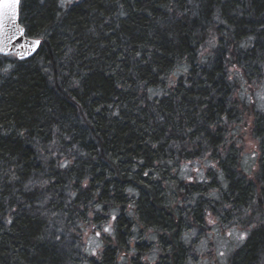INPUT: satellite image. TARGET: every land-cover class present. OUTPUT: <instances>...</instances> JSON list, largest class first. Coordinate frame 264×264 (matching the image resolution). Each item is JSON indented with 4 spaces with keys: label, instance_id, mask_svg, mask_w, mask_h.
<instances>
[{
    "label": "trees",
    "instance_id": "16d2710c",
    "mask_svg": "<svg viewBox=\"0 0 264 264\" xmlns=\"http://www.w3.org/2000/svg\"><path fill=\"white\" fill-rule=\"evenodd\" d=\"M197 2L88 0L65 16L59 0H21L42 43L24 61L0 55V264H198L209 219L251 229L226 264H264V114L239 95L264 78V0ZM144 80L167 95L146 99ZM248 113L253 174L233 135ZM204 162L203 178L180 177ZM114 211L87 255L86 221Z\"/></svg>",
    "mask_w": 264,
    "mask_h": 264
},
{
    "label": "rangeland",
    "instance_id": "374dc122",
    "mask_svg": "<svg viewBox=\"0 0 264 264\" xmlns=\"http://www.w3.org/2000/svg\"><path fill=\"white\" fill-rule=\"evenodd\" d=\"M8 58L13 59L15 56H9ZM239 93L240 98L243 97L241 100L244 103L246 102L247 106L253 108V110L257 113L264 114V78L258 85L253 86L249 84H242L240 86ZM244 120L246 122L247 128L242 127L241 129H238L233 135L244 140L245 143L242 153V168L246 174H253L256 171L260 153L256 140H253L250 135L253 115L249 113L246 114ZM208 165H210L209 162L199 163L197 165H184L181 169L180 177L183 179L203 178L205 168ZM197 168L199 169V173L196 171ZM110 214L111 216H117V211L111 212ZM98 223L103 226H107L109 223H111L113 227V221L110 219H108L106 222L105 220L101 221L99 219ZM100 225L94 229L91 228L90 225L89 227L84 228L82 231L83 243L86 249L95 247V243H99L101 245V247L97 249L98 256L105 244V239L112 237L114 234L113 231L111 236H107V234L102 232L100 237H96L94 233L95 231L100 230ZM210 226H212V228L210 231H208V235H206L204 237L205 239H203L200 242V245L197 246L198 264H226V261L229 259V257L244 242L238 239L239 234L245 230L251 232L250 227L247 228L244 226V224L227 226L222 225L219 221H215V223L210 224ZM229 233H232V235H229ZM86 252L88 255V251ZM221 252L225 254L223 257L220 256Z\"/></svg>",
    "mask_w": 264,
    "mask_h": 264
},
{
    "label": "snow or ice",
    "instance_id": "6c2138e0",
    "mask_svg": "<svg viewBox=\"0 0 264 264\" xmlns=\"http://www.w3.org/2000/svg\"><path fill=\"white\" fill-rule=\"evenodd\" d=\"M21 3V0H0V37H2L3 39H7L9 44H13V42L19 41L18 45H15L17 48V51L14 53L20 60H26L27 57L31 56L32 54L36 53L38 51V48L41 46V40L40 39H35V40H31L29 41L27 39L28 36V32L26 31V29L24 27H21L17 21H18V16H19V5ZM86 3H88V0H59V8L64 10V15H68L71 12L75 11L76 8H80L83 7ZM110 4H114L116 7L118 8H123V4L121 3V0H109ZM187 3L192 5L193 8H198L199 7V3L197 2V0H187ZM169 11H171V9H168ZM126 13H124L123 11H120L117 13V15L119 16H123ZM196 12H193V15H196ZM60 13H57V18H60ZM183 15V13L181 14ZM218 22L223 23V21L220 20L219 16H215L214 17ZM9 33H11V35H9ZM3 39H0V45H3ZM211 44V42H209ZM213 47L215 46L214 44L212 45ZM241 48H244L245 45L241 44L240 45ZM0 52H3L5 55H9V53L6 51L5 46H0ZM140 53L137 52V55H139ZM203 55V53H202ZM203 62H207L206 60H204ZM231 62V61H229ZM180 66L177 65V68H179ZM184 71L186 72L187 69L185 68ZM227 71V69H226ZM183 73H180L178 71L176 72H172V76H177V75H182ZM233 74L237 77H239L240 73H239V69L236 68L235 64H233L232 66V72L229 73L228 78L232 79L233 78ZM167 77H160L161 82H163ZM149 81L148 80H144L141 84V91H146L148 93V95L145 97L146 99H151L153 96H165L167 95V93L163 90L160 89L159 91H157L156 89L150 88L149 86ZM169 87H172L171 84H169ZM243 98V97H241ZM73 100H75V97L72 98ZM97 111H100V109H97ZM116 115H119V113H115ZM2 127V126H0ZM20 135H23V133H20ZM153 147H155V145H153ZM253 158H254V154H253ZM141 163H144L143 161H141ZM58 167L61 168H65L68 169L70 168V162H66V163H62L59 164ZM208 167L214 168L215 165H208ZM197 173H199V169H196ZM145 176H148L149 173L148 172H144L143 173ZM48 181H44L43 183H47ZM87 180H85L84 183V187L87 188ZM28 186H26L27 188ZM129 193H132V190L129 189ZM70 196L74 197V194L70 193ZM216 199H219V197H215ZM67 207V205H65ZM96 214L99 215L100 212V208H96ZM247 215V213H246ZM105 219H107V215H105L104 217ZM117 220V216L116 215H112L111 216V221H116ZM8 223H12L11 220L7 221ZM86 223L91 225V228H97L98 225L93 223L91 220L86 221ZM209 224H214L215 220L214 219H209L208 221ZM261 223H264V221H261ZM252 227L254 228L255 225H252ZM100 230L99 231H95L94 235L96 237H100L101 233L103 232L104 234H107V236H111L114 229L111 225V223H109L107 226H103L100 225L99 226ZM77 235H79V233H77ZM229 235H232V233H229ZM250 235V232L245 230L244 232H242L241 234H239L238 239L240 241L245 240L248 236ZM44 237L41 236L40 239H43ZM56 240H60V236L57 235L55 236ZM101 247V245L99 243H95V247L91 248V249H86V251H88L89 256L92 257H96L97 256V249H99ZM225 254L223 252L220 253V256H224Z\"/></svg>",
    "mask_w": 264,
    "mask_h": 264
},
{
    "label": "water",
    "instance_id": "95a60500",
    "mask_svg": "<svg viewBox=\"0 0 264 264\" xmlns=\"http://www.w3.org/2000/svg\"><path fill=\"white\" fill-rule=\"evenodd\" d=\"M20 4H21V3H20ZM19 9H20V5H19ZM17 23H18L21 27H23V26L20 24L19 16H18V21H17ZM9 35H11V33H9ZM0 39H3V38L0 37ZM27 39H28L29 41H31V40H35V39H33V38H30V37H27ZM18 43H19V41L13 42V44H9L8 41H7V39H3V45H0V46H5L6 51L9 53V55H5L3 52H0V55H1V56H11V55L16 56V55L14 54V53L17 51V48H16L15 45H18ZM38 49H39V48H38ZM34 55H35V53L32 54L31 56L27 57V59L33 57ZM16 58H17L19 61H24V60H20L17 56H16ZM27 59H26V60H27Z\"/></svg>",
    "mask_w": 264,
    "mask_h": 264
}]
</instances>
